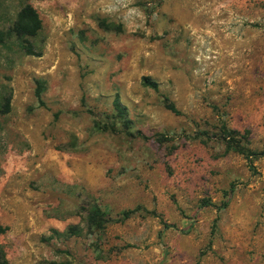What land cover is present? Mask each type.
Segmentation results:
<instances>
[{
  "label": "rangeland",
  "instance_id": "obj_1",
  "mask_svg": "<svg viewBox=\"0 0 264 264\" xmlns=\"http://www.w3.org/2000/svg\"><path fill=\"white\" fill-rule=\"evenodd\" d=\"M25 4L40 55L0 42L8 264H264V0H0V30Z\"/></svg>",
  "mask_w": 264,
  "mask_h": 264
},
{
  "label": "trees",
  "instance_id": "obj_2",
  "mask_svg": "<svg viewBox=\"0 0 264 264\" xmlns=\"http://www.w3.org/2000/svg\"><path fill=\"white\" fill-rule=\"evenodd\" d=\"M42 28V21L39 17L37 10L31 4L23 5L16 14V18L13 21L12 25L6 30H0V42H3L4 39L10 35L15 34L18 37L22 38L24 42V51L27 54H34L40 55L34 52L31 48V44L28 41L29 37L35 36L39 30ZM141 84L152 88L155 91H158V82L151 78L149 75H145L141 77ZM45 91V81L41 78L35 80V90L34 94L36 100L38 102V106L44 105L42 94ZM113 107L115 109V116L122 120V128L123 131L130 136H140L142 135L143 138H147V136L141 134L140 132H130L129 128V120L127 119V107L122 104L118 95L115 96L113 102ZM7 105V104H6ZM163 106L166 110L170 111L175 115H181L182 112L176 106L175 102L172 101L167 95H163ZM7 109V108H6ZM101 129L116 132L117 125L114 121L111 122H104L101 126ZM239 133L237 130H230L227 128L226 124L223 122L219 128V137L225 142L227 150L233 149L238 150L242 153L245 152L239 138ZM162 135H156V140L162 141ZM100 211L98 209H94L88 213V223L90 225H96L97 227H101L100 222ZM173 225H166L164 224V228L170 227ZM7 230V226H0V234ZM0 264H8L7 259L5 257V253L3 250L0 249ZM37 264H62L56 260H48V261H41Z\"/></svg>",
  "mask_w": 264,
  "mask_h": 264
}]
</instances>
